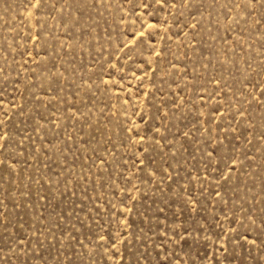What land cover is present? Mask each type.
<instances>
[{
  "label": "rangeland",
  "instance_id": "374dc122",
  "mask_svg": "<svg viewBox=\"0 0 264 264\" xmlns=\"http://www.w3.org/2000/svg\"><path fill=\"white\" fill-rule=\"evenodd\" d=\"M0 264H264V0H0Z\"/></svg>",
  "mask_w": 264,
  "mask_h": 264
}]
</instances>
